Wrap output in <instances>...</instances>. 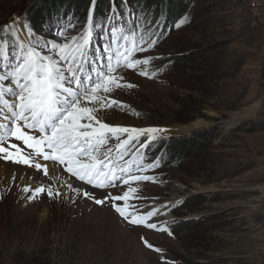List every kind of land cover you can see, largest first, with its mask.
<instances>
[{
    "label": "rangeland",
    "instance_id": "rangeland-1",
    "mask_svg": "<svg viewBox=\"0 0 264 264\" xmlns=\"http://www.w3.org/2000/svg\"><path fill=\"white\" fill-rule=\"evenodd\" d=\"M76 4L0 0V34L17 47L18 41L40 46L42 54L58 60L49 41L62 45L82 36L93 7L92 0L83 8H73ZM115 5L114 24L138 23L145 35L158 39L153 49L136 54L154 59L149 76L121 68L114 75L123 86L113 85L98 102L86 104L110 126L165 130L151 142L147 134L130 141L124 156L157 165L138 173L133 163V174L154 180L130 183L137 198L128 201L139 214L156 209L151 222L157 228L133 226L109 203L97 205L83 192L49 197L33 194L35 187L20 191L17 178L8 176L0 182V264H183V258L190 264H264V0H115ZM112 6L113 0H96L93 17L98 7L111 16ZM10 24L12 29L4 27ZM99 25L94 33L105 39L92 37L80 62L92 79L91 69L105 63L98 49L108 41L104 21ZM127 136L106 132L102 151L111 148L115 159L116 145ZM0 160L43 176L34 167ZM129 186L118 182L94 196L122 195Z\"/></svg>",
    "mask_w": 264,
    "mask_h": 264
},
{
    "label": "snow or ice",
    "instance_id": "snow-or-ice-1",
    "mask_svg": "<svg viewBox=\"0 0 264 264\" xmlns=\"http://www.w3.org/2000/svg\"><path fill=\"white\" fill-rule=\"evenodd\" d=\"M95 3L96 0H92L93 7L89 9L83 35L79 38L73 37L71 44L64 43L58 46V60L42 54V51L33 45L25 46L23 42L18 41V47L12 52L14 59L10 61L7 40H0V58L6 62V72L0 75V81H7L10 78V86L0 85V114H3V119L7 122L0 123V154H3L0 159L34 167L38 172L42 170L45 178L49 176L47 162H52L53 172L56 171L55 166L58 164L77 180L98 189L116 188L118 182L129 186L132 182L153 181L154 177L133 174L130 168L135 163L139 173L157 165L150 163L142 166L138 161L125 160L126 146L130 141L145 134L151 142L155 138L154 134L165 130L110 126L97 119L93 114L94 109L84 104L98 102L100 94L109 93L113 85L117 88L123 86L120 83L122 77L114 75L121 68L138 70L139 75L149 76L148 66L154 58L151 56L136 58V54L153 49L158 39L152 38L150 34L145 35L144 31L140 30V25L135 22L131 28L123 24L112 25L107 33V43L98 49L100 58L105 63L91 69L96 79L93 80L89 76L85 84V78L77 72L82 70L80 61L87 56L92 28L101 26L94 23ZM111 13L110 20L118 13L115 0ZM14 24H19V21H14ZM13 26L10 24L4 27L12 29ZM23 27L31 33L27 25ZM11 34L14 37L19 35L15 31ZM53 47L57 45L54 44ZM113 60L115 64L112 63ZM62 63L66 65V71L61 66ZM140 66L144 68L140 70ZM152 75L154 76L155 72ZM71 84L75 87L69 86ZM6 93L13 99L6 98ZM84 119L88 123H83ZM93 121L99 126L93 127ZM106 132L112 133L113 136L119 133L128 134L127 139H121L116 145L115 159L112 157L111 148L102 151V146L107 143ZM9 136L14 137L15 141L23 142V145L31 150L32 155H22L21 148L15 143L9 142L5 146V140ZM10 149H15V154ZM36 158H42L44 163L34 162ZM24 191H30V188L26 186ZM31 191L33 194L46 193L49 197L61 195L51 186L44 185ZM136 191L129 186L122 195L110 194L104 199H95L93 193L83 190V196L94 200L97 205L109 203L121 218L133 226L156 229L157 224L151 222V218L158 214L156 209L139 214L135 206L128 203L130 199L137 198L134 195ZM100 194L103 195L102 192ZM31 198L30 196L29 199ZM121 201L124 202L123 206ZM161 230L168 231L167 228ZM169 235H172L170 231ZM141 240L148 248H153L144 237H141Z\"/></svg>",
    "mask_w": 264,
    "mask_h": 264
},
{
    "label": "bare ground",
    "instance_id": "bare-ground-1",
    "mask_svg": "<svg viewBox=\"0 0 264 264\" xmlns=\"http://www.w3.org/2000/svg\"><path fill=\"white\" fill-rule=\"evenodd\" d=\"M22 39V37H20V40ZM92 47H94V44H92ZM117 73V72H116ZM119 73V72H118ZM8 86H10V82L7 83ZM7 86V87H8ZM84 106L88 105L84 104ZM0 123H7L3 118H0ZM14 140H12L11 143H14ZM12 149H10L11 151ZM28 155H32L31 151L27 152ZM35 161V160H34ZM36 162H41L44 163V161L42 160H37ZM48 167H49V180L46 178H43L44 176H41V173L39 172V176L34 172V173H27V171L25 170H21L19 168L13 167L11 165H9L8 163H4L0 160V182L1 180L4 179V177H8L10 176L11 179H9L10 181H12V177L14 176L15 178H17V181L14 182V184L16 185L17 189L20 191H24V188L27 186L30 189L33 187H38L41 185H44L45 187L51 186L53 187L54 190H57L59 192H72L74 194V196H78L81 192H83V190H87L93 194L96 195V191L99 192L97 188H90V186L83 184L82 182H80L79 180H74L72 178L69 177V173L66 172L63 169V166L60 165H56V171L53 172L52 168H53V164L52 162H47ZM27 169V168H25ZM31 172H33V170L28 169ZM30 176V178H29ZM41 176V177H40ZM2 183V182H1ZM74 189H82L81 191H74ZM97 189V190H96ZM83 194V193H81Z\"/></svg>",
    "mask_w": 264,
    "mask_h": 264
},
{
    "label": "trees",
    "instance_id": "trees-1",
    "mask_svg": "<svg viewBox=\"0 0 264 264\" xmlns=\"http://www.w3.org/2000/svg\"><path fill=\"white\" fill-rule=\"evenodd\" d=\"M147 1H149V0H147ZM176 1H178V0H176ZM85 2H86V0H76L77 4L75 6H73V8H77V9L83 8L85 6ZM106 13H107V10H105V8L100 9V7H98L96 12H95L94 22L99 23L101 21H105L106 19H108V18H106ZM177 16H178L177 12L174 11V17L173 18L176 19ZM175 19H173V20H175ZM61 23H64V22L63 21L57 22V24H61ZM171 23H172V21H171ZM86 25H87V22L84 24V26H86ZM31 31H36V30L31 29ZM7 33H8V31H7ZM40 37H41V35H40ZM53 39H55V38H53ZM0 40H7V48L10 47V43L14 42L13 38H10V41H11L10 42L9 38L7 39V35H5L4 32H3V34H0ZM182 261H183V264H190L191 263V260L188 258H183ZM195 264H200V263H195Z\"/></svg>",
    "mask_w": 264,
    "mask_h": 264
}]
</instances>
